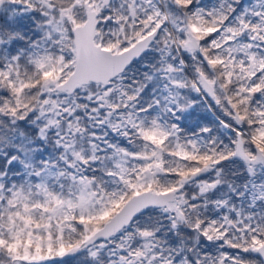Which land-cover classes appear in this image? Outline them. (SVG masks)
Instances as JSON below:
<instances>
[{
	"label": "snow or ice",
	"instance_id": "obj_1",
	"mask_svg": "<svg viewBox=\"0 0 264 264\" xmlns=\"http://www.w3.org/2000/svg\"><path fill=\"white\" fill-rule=\"evenodd\" d=\"M0 264H264V0H0Z\"/></svg>",
	"mask_w": 264,
	"mask_h": 264
}]
</instances>
